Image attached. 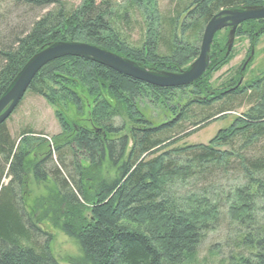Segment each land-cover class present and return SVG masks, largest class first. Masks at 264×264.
Segmentation results:
<instances>
[{"label":"trees","instance_id":"1","mask_svg":"<svg viewBox=\"0 0 264 264\" xmlns=\"http://www.w3.org/2000/svg\"><path fill=\"white\" fill-rule=\"evenodd\" d=\"M7 1L25 7L33 18L10 30L0 27V97L27 61L56 41L87 42L144 67L181 72L198 57L201 34L216 13L264 6V0H190L165 23L157 0H127L121 8L112 0H82L70 7L62 0H0V26ZM135 7L143 10L145 20L139 46L124 31ZM263 36L264 19L248 20L236 31L237 39L249 38L252 49ZM227 40L216 49L212 45L208 70L230 60L234 49L226 55ZM252 59L241 67L240 79L215 87L206 72L179 88L141 82L76 56L47 63L19 105L33 93L58 108L62 132L53 138L58 159L53 163L43 133L28 129L18 138L11 133L7 121L19 105L0 124V264H62L52 253V234L41 229L48 219L79 247L80 255L70 257L68 264H191L224 207L232 222L247 229L241 244L250 254L241 263L264 264V222L257 219L264 204V72L246 85L239 83ZM188 88L194 99L180 113L170 107L176 115L159 124L149 123L136 105L142 96L171 102L174 90ZM90 97L88 124L76 128L63 111L70 105L82 111ZM115 99L129 114L127 133L115 126L120 115ZM246 103L249 111L208 144L172 147L189 128L194 133ZM227 174L241 182L215 191ZM30 175L51 186L29 206ZM43 234L47 239L41 245L37 238Z\"/></svg>","mask_w":264,"mask_h":264},{"label":"rangeland","instance_id":"2","mask_svg":"<svg viewBox=\"0 0 264 264\" xmlns=\"http://www.w3.org/2000/svg\"><path fill=\"white\" fill-rule=\"evenodd\" d=\"M70 7L79 5L82 0H62ZM100 1V0H99ZM120 8L127 6V0H112ZM147 1V0H144ZM190 0H157V8L160 17H162L167 23L171 18L175 17L177 11L183 9L184 5ZM53 8V5L49 6L46 10ZM44 10V12L46 11ZM26 9L23 6L13 5L12 1H7L4 4L1 28L3 31L10 30L13 27L18 26L19 22H28L32 20V14L26 13ZM143 10L135 7L131 9L130 18L131 20L125 26V34L128 39L130 37V42L139 46L142 44L143 32L145 31V20L143 17ZM23 22V23H24ZM144 29V31H143ZM168 30V29H167ZM5 33V32H4ZM203 33L201 34L202 37ZM200 37V38H201ZM228 39L227 30L223 29L216 36L214 40V48L223 46V41ZM73 41V40H69ZM82 42V41H77ZM252 44L247 37L235 38L234 51L230 60H228L220 69L212 72L207 70L206 77L209 79L215 87H218L220 83L227 82L232 78L240 79L242 77V68L244 69L247 65L245 62L248 60L250 50H254V55L251 64L245 69L242 80L239 83L243 85L248 84L255 78L259 77L264 72V36L260 38V41L252 49ZM252 53V52H251ZM227 54V53H226ZM127 58V57H126ZM250 62V61H249ZM245 67H244V66ZM190 64L188 65V67ZM210 66V65H209ZM187 67V68H188ZM242 67V68H241ZM148 68V67H147ZM186 68V69H187ZM209 69V68H208ZM83 91V89H82ZM194 93L190 88L188 89H176L172 92L171 102L165 101L167 99L161 98L159 101L149 97L142 96L136 100V105L140 112L143 113L146 120L152 125L159 124L169 119L173 118L176 114L173 113L170 107H176L178 111L180 105L184 103L185 100L193 97ZM89 101L84 102L83 110L78 111L73 105H70L67 111H63L67 120L74 124L76 128L80 125H87L90 119L92 97L88 99ZM114 106L118 108L120 115L115 117V126L124 128L121 132L127 133V129L131 126V120L129 114L127 113L122 101L114 100ZM88 104V105H87ZM93 107V106H92ZM238 109L223 115L217 120H214L207 126L201 128L198 131L193 132L194 128H189L184 134L178 135L182 140L174 144L172 147L187 144H208L210 140L218 133L220 129L226 128L236 116L241 115L249 111L250 106L248 104L238 105ZM195 108V107H194ZM58 108L50 104L42 96L28 93L23 99L22 103L15 110L12 116L8 119L7 125L14 135L18 138L23 130H32L37 133H43L45 137L49 139L48 145L49 149L53 153V163H56L58 159V153L55 152V144L53 138L62 132L61 117L57 113ZM199 118V116H196ZM193 121V120H192ZM191 123V122H190ZM78 124V125H77ZM189 127V122L186 123ZM189 132V133H188ZM187 134H191L188 136ZM177 137V138H178ZM178 140V139H177ZM176 140V141H177ZM67 154L66 164L71 165V157L69 152ZM83 153L81 152L78 157L82 159ZM82 155V156H81ZM69 156V157H68ZM53 163L49 167L53 166ZM104 170L109 171L108 165L104 164ZM111 171V170H110ZM239 176L227 174L225 178H221L214 186L215 191L217 190H228L240 183ZM48 186L51 184H46L45 182L36 183L33 176L29 177V187L27 203L29 206L34 204L37 197L42 195H47ZM43 212V209H40ZM89 216V213H87ZM257 219L260 222H264V204H260L257 210ZM260 226V225H258ZM41 229L45 232L52 234L51 250L54 256L62 264H68L70 257H77L80 255L79 247L73 239L69 238L62 229L55 224L54 220H45ZM247 229L242 228L238 223L232 222V220L227 215V208L221 209V218L217 227L211 230L204 240L200 243L196 259L191 264H242L241 258L248 257L250 254L249 249H245L242 246V238ZM47 235H42L37 238L38 243L41 245L45 243Z\"/></svg>","mask_w":264,"mask_h":264},{"label":"water","instance_id":"3","mask_svg":"<svg viewBox=\"0 0 264 264\" xmlns=\"http://www.w3.org/2000/svg\"><path fill=\"white\" fill-rule=\"evenodd\" d=\"M259 19H264V6L232 7L219 11L206 24L198 57L187 69L177 73L144 67L134 60L91 43L53 42L26 62L0 97V124L5 122L19 105L37 73L55 59L67 56L81 57L141 82L159 87L179 88L193 84L206 73L211 63V47L218 32L229 29L226 54L229 55L234 47L238 26L248 20ZM253 55L254 50L245 65L249 63ZM192 99L194 98H189L183 103L179 113L182 107Z\"/></svg>","mask_w":264,"mask_h":264}]
</instances>
